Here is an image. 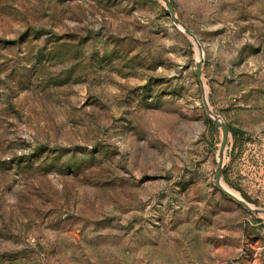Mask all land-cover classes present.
Masks as SVG:
<instances>
[{
  "label": "rangeland",
  "instance_id": "1",
  "mask_svg": "<svg viewBox=\"0 0 264 264\" xmlns=\"http://www.w3.org/2000/svg\"><path fill=\"white\" fill-rule=\"evenodd\" d=\"M170 2L264 209V0ZM197 59L158 0H0V264H264Z\"/></svg>",
  "mask_w": 264,
  "mask_h": 264
},
{
  "label": "water",
  "instance_id": "2",
  "mask_svg": "<svg viewBox=\"0 0 264 264\" xmlns=\"http://www.w3.org/2000/svg\"><path fill=\"white\" fill-rule=\"evenodd\" d=\"M161 1L165 8L166 11L168 12V15L173 22L181 31H183L189 38H191L193 44L197 48V55L198 59L195 62L194 66V75L198 81V84L200 86V92H201V104L204 108L205 114H206V120L213 125L214 127L218 128L220 130V141L219 145L217 148V160H216V167L214 170L213 174V180L212 184L213 186L219 190L223 195H225L227 198L231 199L233 202H235L237 205L243 207L245 210L248 212L255 214V215H264V209H259V208H253L249 206L243 199L240 197H237L235 194L232 192H229L225 190L221 183H222V173H223V167H224V153L226 149V145L228 142L229 138V129L228 125L217 115H215L212 110L210 109L208 100H207V94L205 90V86L202 80V50L201 46L198 43L196 37L193 35V33L181 22L177 19L175 16V11L173 8L172 3L170 0H158Z\"/></svg>",
  "mask_w": 264,
  "mask_h": 264
},
{
  "label": "trees",
  "instance_id": "3",
  "mask_svg": "<svg viewBox=\"0 0 264 264\" xmlns=\"http://www.w3.org/2000/svg\"><path fill=\"white\" fill-rule=\"evenodd\" d=\"M148 1H152V0H148ZM205 122H206V124H207L208 126H210L211 128H213V126H212L207 120H205ZM228 129H229V132H230L231 134L236 135V133H237V130H236V129L230 127L229 125H228ZM71 167L74 168L73 170H76L77 167H78V165H72ZM259 221L261 222L262 220H259Z\"/></svg>",
  "mask_w": 264,
  "mask_h": 264
},
{
  "label": "bare ground",
  "instance_id": "4",
  "mask_svg": "<svg viewBox=\"0 0 264 264\" xmlns=\"http://www.w3.org/2000/svg\"><path fill=\"white\" fill-rule=\"evenodd\" d=\"M195 46V45H194ZM195 48H196V46H195ZM196 51H197V48H196ZM221 185H222V187L225 189V190H227V191H229V192H232L233 194H235L237 197H239L235 192H233L228 186H226L223 182L221 183Z\"/></svg>",
  "mask_w": 264,
  "mask_h": 264
}]
</instances>
